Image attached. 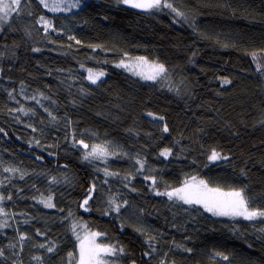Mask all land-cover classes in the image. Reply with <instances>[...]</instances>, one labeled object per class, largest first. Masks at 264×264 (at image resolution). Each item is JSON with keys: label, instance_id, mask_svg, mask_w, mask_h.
Wrapping results in <instances>:
<instances>
[{"label": "trees", "instance_id": "obj_1", "mask_svg": "<svg viewBox=\"0 0 264 264\" xmlns=\"http://www.w3.org/2000/svg\"><path fill=\"white\" fill-rule=\"evenodd\" d=\"M168 2L183 16L22 0L0 30V264H69V253L76 264L73 226L122 247L104 257L114 264H264V219H217L155 194L196 177L264 210V0ZM136 57L165 75L147 84L114 65ZM88 69L105 76L92 84ZM92 145L107 154L85 159Z\"/></svg>", "mask_w": 264, "mask_h": 264}, {"label": "snow or ice", "instance_id": "obj_2", "mask_svg": "<svg viewBox=\"0 0 264 264\" xmlns=\"http://www.w3.org/2000/svg\"><path fill=\"white\" fill-rule=\"evenodd\" d=\"M22 0H0V20L7 22L9 18V14L12 12H16L19 14V9ZM122 3L128 5L131 8L141 9L144 11H151L153 9L160 10L161 8H168L172 12L176 13L177 16H183V13L178 11L172 3L168 2V0H121ZM39 3L43 5L44 8L49 11H64L70 10L73 7H76L75 3H68L67 0H55L54 3H49L48 0H39ZM37 23L41 24V26L47 31L52 27V23L50 20L45 19L44 16H40ZM70 39H75L74 37H70ZM76 43H80V41H76ZM33 51H39V49H33ZM93 51H95V47H93ZM253 59H256L255 54H253ZM117 67H123L125 69L132 70L135 75L141 76L142 79L147 81H157L159 78L163 77L166 73L167 69L165 66L158 62H150L145 57H136L133 63H125L124 60H121ZM257 71H261L260 65H257ZM105 75L103 72H93L91 69H88V80L92 84H96L97 81ZM223 83H230L229 80H224ZM20 111H24L20 109ZM27 114V113H25ZM148 116L153 119L162 120L163 117L155 116L153 113H147ZM54 119V118H53ZM2 131V129H0ZM164 132H168V127L165 125L163 128ZM83 148H89L88 144H85L83 141L79 142ZM107 154V148L102 145H92L91 151L85 155V159H88L90 156L99 158ZM171 154L170 149H165L160 153L161 156L167 157ZM209 159L212 161L220 160V159H228L227 156H222L219 152L213 150ZM137 164L140 165V169L142 170L144 165L141 161L137 160ZM4 171L8 172H16L17 169H9L6 168ZM106 175H111V173H107ZM23 179V176L20 177ZM156 181L152 178V184L155 185ZM95 185L91 189H89V196L84 199L83 204L85 211H89L88 207H85L89 204V200L92 199L91 192L94 191ZM155 190V189H154ZM156 195L167 196L169 200L175 199L177 201L182 202L183 204L194 206L198 205L204 209L205 212L211 213L216 216H227L231 218H243L244 220L253 221L258 218L264 219V210H258L249 207V200L245 195L244 189H232L230 191H223L219 187H212L208 182L204 180H197L196 177H192L190 181H185L182 187L173 189L172 191L166 192H156ZM10 199V197H9ZM0 200H3V197L0 196ZM44 204L45 207H54L51 203V197L48 198L47 201H40ZM109 203H114V201H109ZM120 205H116L113 209L114 211H119ZM0 214L3 213V209H0ZM71 215V213H69ZM4 225H0L3 227ZM73 233L76 235V239L79 242V257L77 264H114V262H110L104 257L106 256H115L117 253L123 254L124 249L116 248L115 246H104L96 243V237L99 236V233H91L89 236H85L81 238V236L76 233V228L73 226ZM264 231V229H261ZM40 233L38 232L37 235ZM21 240L26 239L25 236L20 237ZM15 247V245H13ZM40 247H45V245L41 244ZM190 251V249H187ZM48 252H52L53 248L48 247ZM3 255V252L0 251V256ZM69 264H72L73 254L69 253ZM148 255V253H145ZM224 260H227V256L222 257ZM35 259H40L39 257H35Z\"/></svg>", "mask_w": 264, "mask_h": 264}, {"label": "rangeland", "instance_id": "obj_3", "mask_svg": "<svg viewBox=\"0 0 264 264\" xmlns=\"http://www.w3.org/2000/svg\"><path fill=\"white\" fill-rule=\"evenodd\" d=\"M48 2L51 4V3H54L55 2V0H48ZM68 3H78L79 2V0H73V1H67ZM120 2H121V0H120ZM122 3V2H121ZM122 4H124V3H122ZM153 10H155V9H153ZM59 11V10H58ZM51 12H54V11H51ZM16 12H12V13H10L9 14V18H8V20H7V22H4L3 20H0V30L9 22V20H10V18L15 14ZM124 61H125V63H133L134 62V60L135 59H133V58H125V59H123ZM121 61V60H120ZM120 61H118V62H116L114 65H115V67L116 68H118L121 72H123L124 74H128V75H131V76H134V77H136V78H138V79H140V80H143V81H145L147 84H153V83H155V82H157L158 80H160L161 78H159L157 81H155V82H153V81H147V80H144V79H142L141 78V76H139V75H135L134 73H133V71L132 70H129V69H125V68H123V67H117L116 65L117 64H119L120 63ZM96 72H100V71H96ZM86 73H87V76H88V71H86ZM104 73V72H103ZM165 75V74H164ZM105 75H103L102 77H104ZM101 77V78H102ZM262 85L264 86V79L262 80ZM91 151V150H90ZM89 151V152H90ZM88 152V153H89ZM91 157V156H90ZM92 159H95V157H91ZM197 180H202V179H199V178H196ZM173 200H175V199H173ZM177 201V200H176ZM180 202V201H179ZM182 203V202H181ZM196 206H198V205H196ZM200 207V206H199ZM202 208V207H201ZM203 209V208H202ZM204 210V209H203ZM208 213V212H207ZM208 214H210L211 216H213L214 218H217V219H223V220H241V221H243L244 219L243 218H231V217H227V216H216V215H212L211 213H208ZM91 233H97V232H90V233H88L87 235H85V236H89ZM85 236H83V237H85ZM83 237H81V238H83ZM96 243L97 244H100V245H104L102 242H101V235H99V236H97L96 237ZM105 246V245H104ZM78 257H79V242H78V248H77V261H78ZM76 264H77V262H76Z\"/></svg>", "mask_w": 264, "mask_h": 264}]
</instances>
